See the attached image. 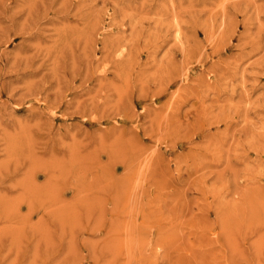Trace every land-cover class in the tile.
Instances as JSON below:
<instances>
[{
  "label": "rangeland",
  "instance_id": "1",
  "mask_svg": "<svg viewBox=\"0 0 264 264\" xmlns=\"http://www.w3.org/2000/svg\"><path fill=\"white\" fill-rule=\"evenodd\" d=\"M0 264H264V0H0Z\"/></svg>",
  "mask_w": 264,
  "mask_h": 264
},
{
  "label": "bare ground",
  "instance_id": "2",
  "mask_svg": "<svg viewBox=\"0 0 264 264\" xmlns=\"http://www.w3.org/2000/svg\"><path fill=\"white\" fill-rule=\"evenodd\" d=\"M130 188V187H129Z\"/></svg>",
  "mask_w": 264,
  "mask_h": 264
}]
</instances>
